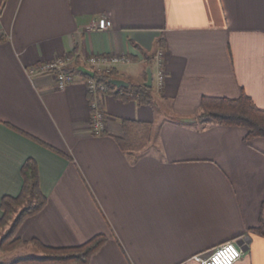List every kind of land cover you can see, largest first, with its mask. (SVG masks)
<instances>
[{
    "label": "crops",
    "instance_id": "0c3cea01",
    "mask_svg": "<svg viewBox=\"0 0 264 264\" xmlns=\"http://www.w3.org/2000/svg\"><path fill=\"white\" fill-rule=\"evenodd\" d=\"M101 16L109 29L92 27ZM98 53L131 57L113 77L136 85L148 68L153 76L149 103L126 85L108 89L99 135L81 74L61 89L53 71H40L61 55L93 71L82 57ZM243 91L264 108V0H0V217L2 197L20 192L21 167L34 157L48 201L20 225V248L104 234L86 264H202L195 255L247 237L234 264H264V236L252 230L264 215V137L173 119L195 117L205 94ZM125 118L155 124L137 151L118 142Z\"/></svg>",
    "mask_w": 264,
    "mask_h": 264
},
{
    "label": "trees",
    "instance_id": "16d2710c",
    "mask_svg": "<svg viewBox=\"0 0 264 264\" xmlns=\"http://www.w3.org/2000/svg\"><path fill=\"white\" fill-rule=\"evenodd\" d=\"M71 72H79L81 76L87 80L95 78L97 81L108 83L109 88L115 86L111 79L114 76L115 70L110 72L102 70H93L95 74L92 76L88 72H84L77 66L66 67ZM123 92L129 93L132 97L138 99L140 103H149L153 98V86L146 84H130L129 86L120 87ZM124 93V94H125ZM92 97V94L90 93ZM200 111L193 118H178L173 119L181 123H202V124H226L231 126L247 127L248 133L244 139L249 140L252 137H264V108L259 106L253 97L243 91L241 95L230 97L227 95H203L201 98ZM124 134L117 135L119 144L124 150L137 151L143 148L149 142L155 132V124L142 120H134L125 118L123 120ZM33 137V136H32ZM43 144L51 147L41 139H38ZM56 149V148H55ZM59 151V150H58ZM23 183L20 192L17 195L6 194L2 197L1 209L3 214L0 217V229L6 228L7 231L0 241V249L8 251L15 249L16 246L23 243L21 237H17V231L23 221L33 214L43 210V207L48 201V196L45 195L40 184V172L38 161L34 157L26 159L21 167ZM252 230L264 236V215L262 214L258 226ZM106 236L97 234L93 238L81 243L78 246L69 247H53L44 245L38 239H33L34 245L41 251V254L33 256H20L7 262L0 261V264H22L31 263L33 261L39 263H67L70 261H78L81 264L88 263L94 253L103 242Z\"/></svg>",
    "mask_w": 264,
    "mask_h": 264
},
{
    "label": "built area",
    "instance_id": "2783aa9c",
    "mask_svg": "<svg viewBox=\"0 0 264 264\" xmlns=\"http://www.w3.org/2000/svg\"><path fill=\"white\" fill-rule=\"evenodd\" d=\"M113 25V21L110 17L101 16L98 17L94 25L95 29L106 30ZM162 52L160 51V54ZM78 55V54H76ZM75 56L61 55L60 57H55L45 61L40 66V71L50 72L53 71L56 74L57 83L61 89L67 86L70 82L74 81L77 77V73L71 72L66 69L74 62ZM85 63L90 64L93 70H102L110 72L115 66L120 63L131 61V57L126 54H116V53H98V54H87L82 57ZM157 75V82L159 88L163 87L165 84L166 71L160 66ZM36 69L31 67L28 69L29 74L33 75L36 73ZM87 89L92 94L89 101V107L91 108V131L97 135L103 133L106 128L107 120L104 109L101 107V98L108 91V83L104 81H97L95 78H88L86 80ZM245 250L242 246L238 244L237 240H229L225 243L218 245L216 248L210 250L208 253H200L194 256V258L200 261L202 264H234L239 260Z\"/></svg>",
    "mask_w": 264,
    "mask_h": 264
},
{
    "label": "rangeland",
    "instance_id": "374dc122",
    "mask_svg": "<svg viewBox=\"0 0 264 264\" xmlns=\"http://www.w3.org/2000/svg\"><path fill=\"white\" fill-rule=\"evenodd\" d=\"M157 82V81H156ZM9 226L7 225L6 228L0 229V241L4 237L5 232L7 231V228ZM22 243H20L21 245ZM20 245L16 246L15 249L9 250L8 251H2L0 249V261L7 262L10 260H13L14 258H20V256H33L34 255V250L35 252L38 250V254H41V251L36 247L32 248L31 246H21Z\"/></svg>",
    "mask_w": 264,
    "mask_h": 264
},
{
    "label": "water",
    "instance_id": "95a60500",
    "mask_svg": "<svg viewBox=\"0 0 264 264\" xmlns=\"http://www.w3.org/2000/svg\"><path fill=\"white\" fill-rule=\"evenodd\" d=\"M80 68L82 69V71L88 72L92 76L95 74L94 71L88 69L87 67L85 68V67L81 66ZM148 69H149V75H148V80L146 82V85L152 86L153 85V81H152V77H153L152 76V69H150V68H148ZM111 82H113V83H115V84H117L119 86H124V85L129 86L130 85V83L127 82L126 80H122V79H119V78H116V77H113L111 79ZM248 240L249 239L247 237H241V239L237 240V242H238L239 245L242 246L243 250H246V248L248 246Z\"/></svg>",
    "mask_w": 264,
    "mask_h": 264
}]
</instances>
